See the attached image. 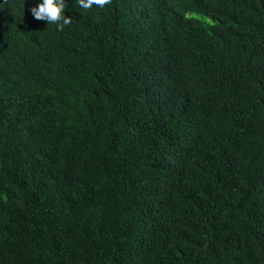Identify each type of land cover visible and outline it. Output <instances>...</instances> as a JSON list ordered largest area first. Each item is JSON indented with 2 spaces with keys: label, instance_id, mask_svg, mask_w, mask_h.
<instances>
[{
  "label": "trees",
  "instance_id": "1",
  "mask_svg": "<svg viewBox=\"0 0 264 264\" xmlns=\"http://www.w3.org/2000/svg\"><path fill=\"white\" fill-rule=\"evenodd\" d=\"M0 0V264H264V0Z\"/></svg>",
  "mask_w": 264,
  "mask_h": 264
},
{
  "label": "clouds",
  "instance_id": "2",
  "mask_svg": "<svg viewBox=\"0 0 264 264\" xmlns=\"http://www.w3.org/2000/svg\"><path fill=\"white\" fill-rule=\"evenodd\" d=\"M78 2L82 8L90 9L93 5L103 8L111 4L112 0H78ZM65 7V0H43L30 11L35 19L44 20L47 24H55L58 31H63L64 26L72 22L70 16L64 15Z\"/></svg>",
  "mask_w": 264,
  "mask_h": 264
}]
</instances>
